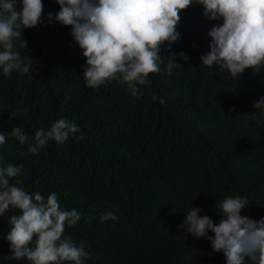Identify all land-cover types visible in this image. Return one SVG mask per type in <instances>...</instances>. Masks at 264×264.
Segmentation results:
<instances>
[{"label":"trees","instance_id":"obj_1","mask_svg":"<svg viewBox=\"0 0 264 264\" xmlns=\"http://www.w3.org/2000/svg\"><path fill=\"white\" fill-rule=\"evenodd\" d=\"M42 3V23L23 31L26 49L15 41L14 51L33 59L30 72L5 76L0 70V132L22 126L32 142L36 129L60 118L80 132L63 144L50 141L37 155L9 136L0 156L23 164L18 186L45 198L55 192L62 207L81 213L65 235L85 243L90 256L84 264H225L208 240L181 226L191 207L218 222L215 211L226 196L247 197L251 207L241 215L264 218V115L253 107L264 97V71L245 70L237 80L200 65L217 22L193 4L180 13V39L170 48L186 53L187 63L177 58L181 67L169 76L165 61L138 98L116 81L88 88L71 29L49 25L48 13L59 7L55 0ZM161 55L167 59L169 52ZM153 94L165 103L152 101ZM80 158L88 160H81L86 178L73 174ZM106 212L117 219L101 222ZM19 214L12 209L0 217V264H28L8 258L4 239L8 218Z\"/></svg>","mask_w":264,"mask_h":264},{"label":"clouds","instance_id":"obj_2","mask_svg":"<svg viewBox=\"0 0 264 264\" xmlns=\"http://www.w3.org/2000/svg\"><path fill=\"white\" fill-rule=\"evenodd\" d=\"M19 2L21 10L17 11V0H0V70L5 76L30 72L33 59L30 56L22 59L14 51L15 41L20 40V46L26 49L23 31L42 23V0ZM55 3L59 11L48 13L47 22L50 25L55 21L71 29L70 35L86 61L81 76L88 88L98 89L116 81L126 84L131 95L138 98L142 95L141 86L151 84L149 74H159L165 61L169 76L181 67L177 58L187 63L186 53H171L170 48L180 39L177 31L180 13L193 4L203 8V17L217 22L207 33L209 51L200 57V65L226 70L237 80L245 70L253 74L264 71V0H55ZM162 51L169 52L167 59L162 57ZM151 99L161 105L165 103L156 94ZM253 107L264 115V97ZM256 115L257 112L252 116ZM78 132L74 121L60 118L48 129H36L33 141L29 142L23 127L14 126L10 134L0 132V146L11 136L21 145L28 143L27 152L37 155L50 141L63 144ZM81 160L88 162L77 159L73 174L86 178ZM3 161L0 156V217L12 209L20 213L8 218L10 230L4 236L9 244L8 258L26 260L28 264H84L90 256L85 243H77L65 235L66 226H75L82 218L81 213L62 207L55 192L47 198L39 192L29 194L18 186L22 183L19 177L23 164ZM13 179L16 183H10ZM250 207L247 197L226 196L219 212L215 211L220 217L218 222L200 215L202 209L191 207L181 227L194 239L208 240L213 253L223 255L225 264H264V218L254 220L241 215ZM116 219L113 212L100 216L101 222ZM209 232L213 235L209 236Z\"/></svg>","mask_w":264,"mask_h":264}]
</instances>
